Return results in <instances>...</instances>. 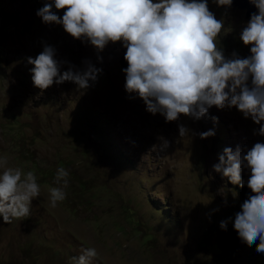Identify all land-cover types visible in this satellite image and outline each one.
I'll return each mask as SVG.
<instances>
[{
  "label": "rangeland",
  "instance_id": "obj_1",
  "mask_svg": "<svg viewBox=\"0 0 264 264\" xmlns=\"http://www.w3.org/2000/svg\"><path fill=\"white\" fill-rule=\"evenodd\" d=\"M44 2L0 0V157L34 171L41 188L30 216L10 224L0 217V264H74L88 247L98 252L91 264H264L255 245L224 256L220 221L234 220L245 199L213 169L225 148L264 143L254 134L259 126L235 107L213 106L199 120L181 115L173 122L147 112L125 91L122 42L98 52L62 25L44 24L36 15ZM208 6L224 19L217 45L225 57L250 55L240 40L249 21L244 11L215 0ZM46 44L77 68L85 61L102 68L97 82L88 89L71 82L34 87L27 58ZM181 123L190 135L179 136ZM209 129L215 135L201 139L198 133ZM164 138L172 146L161 151ZM60 167L69 183L66 199L53 208L49 189ZM249 175L242 171L243 180Z\"/></svg>",
  "mask_w": 264,
  "mask_h": 264
},
{
  "label": "clouds",
  "instance_id": "obj_2",
  "mask_svg": "<svg viewBox=\"0 0 264 264\" xmlns=\"http://www.w3.org/2000/svg\"><path fill=\"white\" fill-rule=\"evenodd\" d=\"M215 3L231 7L233 0ZM250 3L258 11L240 32V40L250 47V55L243 58L235 52L231 58L225 57L218 47L225 22L210 11L208 0H45L36 15L44 24L62 25L67 34L89 42L98 52L109 42H122L128 65L122 70L125 91L129 98L138 96L147 112L173 122L181 115L199 120L213 106L235 107L259 126L254 134L264 136V0ZM53 7L64 10L62 17ZM27 63L33 65V86L41 91L65 82L88 89L103 72L91 61H85L80 69L57 59L55 47L47 44L35 58L28 57ZM65 65L67 70H62ZM212 120L218 122L217 117ZM177 127L180 137L192 132L182 123ZM198 135L201 139L213 137L215 130ZM171 146L172 141L164 138L161 151ZM0 169V217L10 224L31 215L32 202L41 188L34 171L9 166L6 156L0 157ZM213 169L233 185L246 184L251 192L234 220L220 221V229L227 231L232 221L241 242L255 245L256 252L264 254V143L256 142L250 149L237 145L235 151L225 148ZM244 169L250 171L247 181L242 179ZM68 177L67 169H57V186L49 189L51 207L66 199ZM97 256L96 248L88 247L72 260L74 264H91Z\"/></svg>",
  "mask_w": 264,
  "mask_h": 264
},
{
  "label": "water",
  "instance_id": "obj_3",
  "mask_svg": "<svg viewBox=\"0 0 264 264\" xmlns=\"http://www.w3.org/2000/svg\"><path fill=\"white\" fill-rule=\"evenodd\" d=\"M231 6L240 11H244L245 19H250L251 14L258 11L255 6L250 3V0H233ZM119 62L122 68H127L128 65L127 61L124 60V55ZM218 243L223 248V254L226 257L240 252L246 246V244L242 243L238 238V234L234 230L233 225L228 226L227 231L220 230L218 234Z\"/></svg>",
  "mask_w": 264,
  "mask_h": 264
},
{
  "label": "trees",
  "instance_id": "obj_4",
  "mask_svg": "<svg viewBox=\"0 0 264 264\" xmlns=\"http://www.w3.org/2000/svg\"><path fill=\"white\" fill-rule=\"evenodd\" d=\"M235 189H237V192L242 196L243 199H247V197L251 195L250 189L247 190L244 187H240L239 185H237Z\"/></svg>",
  "mask_w": 264,
  "mask_h": 264
}]
</instances>
